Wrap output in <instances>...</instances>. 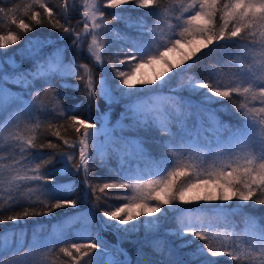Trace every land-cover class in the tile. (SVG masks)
Listing matches in <instances>:
<instances>
[{
	"label": "snow or ice",
	"instance_id": "obj_1",
	"mask_svg": "<svg viewBox=\"0 0 264 264\" xmlns=\"http://www.w3.org/2000/svg\"><path fill=\"white\" fill-rule=\"evenodd\" d=\"M10 3L0 0V5ZM128 6L154 8L156 20L149 26L143 17L125 16ZM106 9L114 10L112 21L124 23L136 35L114 28L105 18ZM19 12L17 5L0 6V19L15 26L0 29V152L4 153L0 155V225L26 224L28 218L46 217L56 209L78 208L81 201L69 198L75 184L58 180L65 173L82 175L83 200L90 190L93 202L87 212L78 211L59 222L47 238L40 234L43 225L33 229L31 240L26 228L0 231V254L16 258L39 255L41 250L56 252L54 246L66 241L71 232L73 238L85 242L62 243L58 253L69 258L65 264H130L126 253L123 260L115 259L99 234L93 233L97 216L102 229L130 234L143 228L147 236L159 231L171 210L180 212L175 227L165 229V236L173 240L153 239L149 245L159 258L141 251L137 264H219L214 258L220 257L228 258L230 264H264V224L245 214L244 226L237 232L235 222H230L249 202L264 205V0H169L167 5L160 0H83L82 5L79 0H64L59 14L47 0H30L23 6V16ZM70 12L81 16L77 20V25H83L80 31L70 24ZM38 27L56 30L55 37L49 32L26 39ZM69 37L71 44L61 46L59 42ZM21 41L24 47L6 54ZM85 43L91 66L76 64L75 54L70 59L67 55L69 49L83 54ZM228 44L242 49L249 61L240 63L239 72L225 79L223 67L211 64L204 78L181 76L170 94H163L175 76L190 72L200 62L205 49L211 52ZM104 53L115 57L107 61L118 78L115 88L107 75L98 82L94 79L93 67L106 71ZM25 60L31 62L30 67H22ZM145 67L153 69V77H137ZM71 77L84 84L90 107L97 97L109 110L127 101L120 119L110 127L108 113H102L96 117V127L88 122L91 117L81 119L74 114L79 104L64 107L67 97L59 88L80 90V83H67ZM57 79L61 83L54 87ZM182 91L201 99L194 103L179 95ZM234 95L240 98L238 105L233 102L241 118L236 125L224 123L207 107ZM255 103L259 106H251ZM42 128L66 149L52 140L41 142L37 133ZM60 129L74 130L76 139L66 138ZM153 130L158 134L153 140L158 156L145 148L146 141L140 136ZM113 158L120 161L115 169L109 165ZM57 163L63 166L57 168ZM93 166L107 168L117 180L92 184ZM110 189L126 191L110 193ZM111 199L124 202L113 206L107 203ZM233 200L235 207L228 203ZM181 204L195 208L181 209ZM205 217L223 224L211 238L213 224L205 226ZM76 225L80 227L73 232ZM189 236L205 243L193 247L195 239ZM0 264H4L2 256ZM36 264H43V257Z\"/></svg>",
	"mask_w": 264,
	"mask_h": 264
},
{
	"label": "trees",
	"instance_id": "obj_2",
	"mask_svg": "<svg viewBox=\"0 0 264 264\" xmlns=\"http://www.w3.org/2000/svg\"><path fill=\"white\" fill-rule=\"evenodd\" d=\"M168 2H169V0H160L161 5H167ZM29 3H30V0H12V3L2 4L0 6L11 7L13 5H17L20 8V12L18 14L23 16V6L25 4H29ZM47 3L49 5V7L53 8L54 12H57L59 14V12L61 11V6L64 3V0H47ZM121 7H123V6H121ZM32 10L42 11L41 9H38V8H33ZM81 11H82V8H81ZM113 11L114 10H112V9H106V16H105L106 20L111 22L114 28H118L122 32H128L129 35L135 36L136 33L133 30L126 28L124 23L112 21L111 13ZM124 15L125 16H131L133 18L143 17L145 22L149 26H151L153 24V22L156 20L154 8L132 9L131 6H128V10L124 12ZM68 19H69L70 24L76 28V31L81 30V26H83V25L82 24L77 25V20L81 19L78 13L70 12ZM61 22H64V21L62 20ZM172 22L173 23L175 22L174 18H173ZM8 27L14 28L15 26L10 25L9 21L0 19V29L7 30ZM49 32L53 33V38H54L55 34H56V30H52V29L47 28V27H38L35 29V31L29 32L26 36V39L31 38V37H35L38 35H42V34L47 35ZM24 43H25V41H21L18 45L10 47V49L7 51L6 54L7 55H13L14 53H17V50L19 48L24 47ZM59 43L61 46L70 45L71 44V37H69L68 39H66L62 42H59ZM84 47H85V52L83 54L76 52L75 49H69L67 55L70 59L73 56V54H75L76 64L87 63L91 66L93 62L91 61V59L88 58V54L86 51L87 43H85ZM49 51H51L50 48L45 49V53H47ZM112 51L115 52L116 48L113 47ZM204 51L206 54L203 56V58L200 60V62L198 64H196L194 67H192L190 72L179 73L177 76H175L172 79L171 83L165 86V88L163 90V94H165V95L170 94L169 89L176 87L177 83L181 79V76L197 75L201 79L204 78L207 75V66L208 65L215 64L217 67H223V71L226 74L225 79H227L228 75H230L231 73L240 71V63L241 62H243V63L249 62L248 59L246 57H244L242 49L238 48L237 45H233V44L224 45L221 48L213 50L211 52H209L207 49H205ZM113 58H115V57H111L108 53H104L106 71L102 70L99 66H96V67H93V75H94V79L97 82L100 81L102 77L107 75L110 83L112 84V87L114 88L115 84L118 83V78H114V73L112 72L111 68L107 67V61L109 59H113ZM120 58L123 59L122 56ZM16 59H17V61H20L19 55H16ZM233 59H235L236 63L235 64L229 63V61H231ZM30 64H31L30 61L25 60L22 63V67L28 68V67H30ZM121 70H127V69L122 67ZM60 83H61V81L59 79H57V80L53 81V86L57 87V86H59ZM67 83H70V84L80 83V90L79 91H75L71 88H59V91L61 93H63L64 96L67 97V99H65L63 101L64 107L70 108L71 106H73L75 104L80 105L78 111L74 114L78 115L81 119H87V118L91 117V119H88V122L95 124L96 120L94 118V115L96 113H98L97 104L99 106V113H101V112H103V113L107 112L108 113L109 112L108 113V120L110 121V123H109L110 127L112 125H114L117 120L120 119V114L124 110V104L127 101L121 100L119 103L113 104L112 108L109 110L105 101L103 99H100L99 97H97L96 101L91 102V107H90V102L87 99L86 89L84 87V84L82 82L76 81L75 77L69 78L67 80ZM14 90H18V89H14ZM96 90L98 93L99 92L98 83H97ZM179 95H181L185 98L191 99L194 103H198L201 99V97L198 95L190 96L187 91H182L179 93ZM25 98L28 99L29 97H25ZM234 101H235V104L238 105L240 103V98L236 97L234 95L233 99H231V100L225 98L222 100L221 103H214L211 105H207V107L215 110L218 118L221 121H223L224 123L236 125L239 123L241 118H240L239 114H237L234 110V107H233ZM71 114H73V113H69V115H71ZM125 122L127 123V121H125ZM54 123H59V121H54ZM192 123H193V121L190 120L189 124L191 125ZM60 131H61L62 135H64L66 138L76 139V133L74 130L68 129L67 131H65L64 129H60ZM27 134H30V133H26V135ZM37 135L39 137H41V142H43V140H52L54 143H60L62 145V148L66 149V146L63 145L62 141H59L58 138L52 136L50 133L45 134V131L43 128L37 133ZM157 135L158 134L154 130L140 133V136H142L146 141L145 148L147 150L151 151L154 156L159 155V149L157 148V146L153 142L154 138ZM99 139L103 140V137H100ZM44 151L45 152H51L52 150L46 149ZM3 154H4L3 152H0V155H3ZM78 159H79V149L77 148V149H75V161L78 162ZM4 162L7 163V161H4ZM109 165H110V167L115 169V168L120 166V161L117 160L116 158H113L112 160L109 161ZM62 166L63 165L60 163L56 164L57 168H60ZM139 166L141 168L144 167L143 163H141ZM133 167H136L135 163L133 164ZM97 176H102L103 179L97 180L96 179ZM146 178H150V177H146ZM81 179H82V175H72V174H67V173L58 177V180L61 184H68V183H74L75 184V189L73 190V192L69 198L81 201L79 204V207L77 209L88 211V209H90L92 207L93 200H92L91 195H90V190H88L89 191L88 199L86 201L83 200V198L85 196L86 188H85V185L81 183ZM113 180H117V177L113 174H110L108 172L107 168H99V167H95V166H93L91 168V183L92 184H102L105 182H112ZM124 191H126V190H122V189H110L109 190L110 193H122ZM129 194H131L130 191H129ZM122 202H124V201L115 200V199H111V200L107 201L108 204H111L113 206H119V204ZM0 203H3V200H0ZM199 203L204 204L205 202L201 201ZM213 203L219 204L220 202H213ZM228 203L231 206L235 207L237 201L233 200V201L228 202ZM100 204H101V207H104L105 201L102 200L100 202ZM249 205H250L249 207H246L243 209L242 213H239L237 215L230 217V222L234 221L236 224V231L237 232H239L244 226L242 223V220H243V216L245 214L257 217L259 219L260 223L264 224V205L251 206V202H249ZM163 207L166 209L168 208V206H163ZM180 208L181 209H188V208L194 209L195 205L194 204L193 205L181 204ZM73 209H76V208L66 207V208L56 209V210H54L53 214L46 216V217L45 216H38L35 218H28L26 221V224L21 223V224L17 225L14 222H8L7 224L0 225V231H3L6 228H15V227L26 228L27 238H28V240H31L33 229L34 228L38 229L39 226L43 225L44 231L40 234L43 237L47 238L49 236V234L53 231L54 227H56V225L58 224L57 221H55L54 217L57 215L60 216V215H65L66 213H70L73 211ZM21 210H22L21 208L16 209V211H21ZM5 214L7 215V214H12V213L6 212ZM178 215H180L179 211L173 212L170 210L168 212V218L164 221V223L160 227L159 231L156 233L148 234L147 236H146L145 230L143 228H140L137 232H133L130 234L117 233L114 229H110V228L102 229L99 225V220H100L99 215L97 216L96 220L93 222L92 231L94 234L95 233L99 234V236L105 242V244L108 246L109 249H111L112 251H114L116 253H120L118 251V249H116L114 247V245H117L120 249L124 250L127 253V258L130 261V264H137V257L141 251L146 256L152 257L153 259L159 258L155 255V253H153V251L149 245V242L155 238H164L165 240L172 241L173 240L172 237L165 236V229L175 227V217ZM48 217H50V218H48ZM104 219H106V218H104ZM140 219H144V218L141 217ZM193 223L196 224L197 226H199L200 222L196 221L195 218H193ZM202 223L205 226H207L209 223L213 224V227L209 229V237L210 238H211L212 232L218 231L220 228H223L222 223H220L219 221H216V220H210L207 217H205L203 219ZM76 230L77 229L75 226V228L72 231L75 232ZM188 238L189 239H195V244L193 245V247H195L196 245H201V244L205 243V241L199 240L198 238H192L190 236ZM64 242L76 243V242H85V241H81V240H77V239L73 238V235L70 232L67 234L66 241H62L61 243H57L54 246L55 249L57 250L56 252L47 253L45 250H41V253L39 254V256H42L48 262V264H65V262L69 261V258L65 257L62 253H58V249L62 246V243H64ZM0 256H2L4 264H9L13 260L15 261V259L20 257V256H17L16 258H10L9 253H3V254H0ZM214 259H217L219 261V264H230L229 259L226 257H220V258H214Z\"/></svg>",
	"mask_w": 264,
	"mask_h": 264
},
{
	"label": "rangeland",
	"instance_id": "obj_3",
	"mask_svg": "<svg viewBox=\"0 0 264 264\" xmlns=\"http://www.w3.org/2000/svg\"><path fill=\"white\" fill-rule=\"evenodd\" d=\"M79 2H80V4L82 5V3H83V0H79ZM174 15L175 14H173V18H174ZM80 16V15H79ZM80 18H81V16H80ZM175 23V22H174ZM82 27L83 26H81V29H82ZM159 70V65H157L156 66V71H158ZM153 74H154V72H153V69L152 68H148V67H145L144 69H142L140 72H138L137 73V77H139L140 75H144V76H146V77H148V78H151V77H153ZM115 88V87H114ZM251 106H259V104L258 103H255V104H253V105H251ZM103 112H101V113H96L95 115H94V118H95V120H96V117L97 116H99L100 114H102ZM109 113V112H108ZM107 119H108V116H107ZM96 124V127H99V124L98 123H95ZM110 126V125H109ZM87 212V210H80V209H73V211L72 212H70V213H66L65 215H60V216H55L54 217V219H55V221H57V223H59V222H62V221H64V220H66L67 218H69V217H72V216H75L76 214H77V212ZM53 217V216H52ZM48 218H50V217H48ZM47 218V219H48ZM79 227H80V225H76V229H79ZM55 228V227H54ZM114 247L116 248V249H120L117 245H114ZM112 253H113V256H114V258L115 259H117V260H123L124 259V253H126L124 250H123V252H120V253H116V252H114V251H112L111 249H109ZM127 254V253H126ZM123 255V256H122ZM41 257L42 256H39V255H34V254H32V253H29L28 255H24V256H20L19 258H17V259H15V261L13 260L11 263H9V264H36V261H38V260H40L41 259ZM43 264H48V262L43 258Z\"/></svg>",
	"mask_w": 264,
	"mask_h": 264
}]
</instances>
